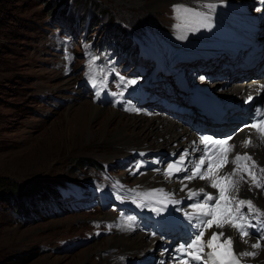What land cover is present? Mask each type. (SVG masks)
Masks as SVG:
<instances>
[{
  "label": "rangeland",
  "instance_id": "rangeland-1",
  "mask_svg": "<svg viewBox=\"0 0 264 264\" xmlns=\"http://www.w3.org/2000/svg\"><path fill=\"white\" fill-rule=\"evenodd\" d=\"M177 1L183 0H0V264H117L126 260L125 255L119 258L125 243L116 240L122 233L126 239L146 229L157 233L144 209L156 212L147 202L142 207L136 193L151 171L160 169L157 162L164 165L171 159L166 153H143L135 145L127 150L121 141L110 142L120 123L107 111L131 116L134 108L157 107L169 114L164 100L183 104L192 98L188 85L197 76L208 80L211 92L228 98L235 94L227 89L241 81L243 72H264V60L255 68L245 62L246 52L264 48L262 29L255 31L257 37L237 35L225 42L242 48L237 54H210L215 48L186 54L193 44L204 45L201 40L209 32L200 15L181 16ZM257 7L247 9V18L254 20ZM226 21L229 28L223 23L218 33L229 41L227 32L236 20ZM254 39L258 45L248 47ZM211 56L221 58L215 62L207 59ZM221 68L225 71L213 73ZM228 70L233 77L227 78ZM120 76L137 83L125 89ZM237 101L233 105L239 106ZM89 104L105 110L91 116ZM248 108L242 116L250 114ZM231 112L230 121L229 113L214 118L225 123L243 118ZM183 114L175 119L190 120ZM128 217L139 221L131 236L127 225L134 223ZM157 236L161 241L155 250L144 246L127 257V264H163L173 249Z\"/></svg>",
  "mask_w": 264,
  "mask_h": 264
},
{
  "label": "bare ground",
  "instance_id": "bare-ground-1",
  "mask_svg": "<svg viewBox=\"0 0 264 264\" xmlns=\"http://www.w3.org/2000/svg\"><path fill=\"white\" fill-rule=\"evenodd\" d=\"M177 2L179 3L178 5L180 7L179 12L183 17L189 18L188 15L192 17L194 16L195 19H196V15H200L201 17H207L212 27L217 19L220 21L217 23L212 36H210V30H212V27L206 28V30L209 32L207 35L208 37H206V39L201 40V41H206V43L204 45L193 44V47L192 46L189 47V48H193L192 51L186 53L188 55L192 54L196 56L199 55V53L201 54L202 52H204V51H198L195 48H201V49L215 48L213 51H209L210 54L212 55L224 54L226 57L229 56L231 53L237 54L239 53V50L242 48H240L236 44L229 45L228 43L225 42H230L235 40L234 37H237V35L240 36V38H242L243 40L245 39L248 40L247 38H250L252 35H254L255 37L259 36V34L256 33L255 31H259L260 29L264 30L263 29L264 21H262V18H264V16H262L264 11L260 12V10L264 9V0H190V1L183 0L181 2L179 1ZM256 4L258 6L257 7L258 12L255 13L253 16L254 20L251 19V16L247 18V16L251 14L250 12H248L247 9ZM231 19L236 20V22L232 25L231 29L229 30L231 33L227 32V37L230 38V40L227 41L223 38V35L219 34L218 32L221 30L220 26L223 23L226 24L227 26L226 28L228 29L229 25L226 20L231 21ZM216 38H218V40ZM189 41L200 42L199 40H193V39H190L187 42ZM255 43H257L258 45L257 39H254L253 43H249L248 47L254 46ZM186 45H188V43ZM255 51L257 52L253 53L248 51L246 52L248 55L245 54L247 57L246 60L253 59L251 66L246 65L249 66L248 68H255L257 67L258 64L256 62H258L260 59L264 60V48L262 46H259L258 49H256ZM170 56L172 55L170 54ZM205 57H209V56H205ZM218 58L221 57L211 56V58H207V59L209 60L212 59V61H215L213 59H218ZM262 62L263 61H261L260 63ZM239 65H242V62H239ZM262 69L264 70L263 67ZM222 71L225 70L222 68L216 69L213 70V73L222 72ZM228 71H227L228 73L227 78L228 76L229 78L233 77L230 70ZM213 73H211V76L213 75ZM243 73L244 74L240 75L241 81L234 83L232 86H229V88L227 89L228 92H232L235 94L233 95V97L225 98L219 96L218 93L211 92L210 89L206 86L207 84H205L204 82V81L208 82V80L204 78L201 79L202 76H197V79L195 81L196 83H192L191 85H188L189 89L190 88L193 89L192 98L184 100L183 104L172 103L169 102L168 99L167 102L164 100L165 108L170 110L169 114L162 113L161 111L156 109L157 107L151 108L148 111H143V110L141 111V109L136 110V108H134L133 110L131 108L132 109V114L130 113L131 116H127L126 114L124 115L122 114L123 112L120 113L115 109H111L107 111L108 115L106 116L116 117L117 119H119V123H120L119 126L117 127V131H116L117 133L115 134L114 139H112V141H110L111 140L110 139L109 141L118 142L120 144H122L121 142H123L127 150H132V148L130 147L131 146L134 147L135 145L136 147L139 148V151L143 153L146 152L148 153L154 152L159 154L166 153L171 159L169 163H174L176 160H178L180 154L187 149L189 155L185 161V165L188 169H191L193 165L188 161H197L198 158L201 156L200 151L193 152L192 149L202 148V145L198 143V140L199 137L203 135L205 130L209 129L210 136H212L214 134L217 135L222 131L216 128L218 126L232 127L234 129H232L229 132L230 134L229 136H232L233 140L230 141V143L236 144L237 150L240 152L248 151L250 153H254V159H256L258 162L264 163V146H258L254 149H243L239 147L240 142L249 134V130L245 128V125L251 124L254 119L258 118L256 116V110L258 108L264 111V102L260 100L262 96L261 94L262 92H264V90L260 89V86L264 85V72L256 73L255 71H253L252 74V70H248ZM223 75H225V72L223 73ZM243 76L244 79L242 80ZM246 77H248V79ZM194 84L197 85L194 86ZM180 89L181 90L179 91L182 92L180 95L182 96L184 91L183 88ZM103 96L104 95L102 94L101 97ZM249 96L252 97L251 101H248ZM237 99L240 101L239 106L233 105V102L235 101L238 102ZM253 100H254V106L252 104ZM89 106H90L89 109L91 110L90 113L91 116L98 113L101 110H105V108L100 107L99 105L89 104ZM221 107L223 108L222 110H220ZM248 107H252L251 111L247 112L250 114L242 116L246 114L244 110L247 109ZM232 110H234V112H231L233 113V117L234 116L243 117L240 119L238 123L236 121H232L234 123L232 122L225 123L224 119L220 117H218L219 119L214 118L215 116L220 115L222 113L224 117H228L226 114L229 113V121H230L231 120L230 111ZM216 111H219L221 113L218 114L216 113ZM204 112L206 114H208V112L209 113L213 112V116L212 117L206 116ZM178 114H183L185 118L190 117V120L183 121L182 119L179 118L175 119V117L179 116ZM125 116L127 117L125 118ZM207 118L218 121L219 123H216L214 121H209ZM198 120L199 123H197ZM235 123H237L236 126ZM100 124H98L99 126L97 127V130L98 129L100 130L101 127ZM137 126L139 131L138 135L134 134L135 133L134 130H136L135 127ZM127 128L131 129L132 132L130 134L126 133ZM241 129H243V131H241ZM163 137L165 140L163 139ZM194 141H196L197 143L194 144L193 143ZM253 141L254 143L258 144L254 136H253ZM169 163L163 165L161 161L157 162V165L160 167L159 171H157L156 168L151 171L150 179L148 178L149 181L144 183L141 187L139 186L140 189L138 190V193L144 194V193H152L155 190H163V192L165 194H168L172 200H179L180 203H168L167 207L163 212L160 213L156 212L155 214L150 213L146 211V209H144L145 213L149 215V220L153 221L151 225V230L156 231L157 233H151L150 231H148L149 229L148 230L146 229V231L144 230L145 232L140 233L136 237L128 236L127 239L124 234L125 232L122 233L123 237H120L119 239L116 240L117 242L123 241L125 243L124 247L121 248V251L119 253V258L122 255H125L126 260L125 261L121 260L117 262V264H127L128 263L127 257L137 253L144 246L150 247L148 251L155 250L156 249L155 247L157 246V242L161 241V238H159L157 235L161 236L162 239L165 240V241L163 240L166 244L164 247L170 246L171 247L170 251L173 249V251L169 252L167 258L162 263L176 264V261L173 259V257L177 256L178 254L175 252V249H177L181 244L186 243L190 239L192 229L184 213L186 211L191 210L190 205L195 201L187 198V191H188L187 189H185V191L182 192L181 188L183 187L184 184H188V187L190 189L198 190L199 187L206 186V182L201 181L199 179L193 180L191 182L185 180L184 177L187 174H189L187 171H181L175 173L172 179H167L163 173ZM231 167H232L231 165L228 166L229 169ZM246 188H247L246 185H242V197L252 199L257 207H259L261 210H264V192H261V190H257V189H253L251 192H247L245 191ZM206 191L215 192V190L211 188H206ZM159 196L160 195L158 191L156 195L148 199L142 200V197L139 196L142 201L140 202V204H142L143 205L142 207L145 208L144 202H147L149 208L151 209V207H155L154 205L156 199L159 198ZM160 206L161 205L159 204L157 205V207ZM140 219L142 221L141 223H143L142 225L148 227L147 224H145V221L142 218ZM250 221L253 224L257 223V221L252 218H250ZM138 222H139L138 219L135 220L133 218V223L135 225L130 224L131 226L130 227L128 226L129 235L131 234V229L136 228L138 226L137 225ZM155 222L162 225H156ZM229 231H234V230L229 229ZM252 231L255 232V235H260L259 231L256 230H252ZM205 239H207V236L205 237ZM164 247L159 248V250L162 251ZM239 247L241 250H244L247 249L249 246L243 244V242L241 241L239 243ZM257 251H258V255L256 257L245 258L243 264H264V247H261ZM144 255H145L144 253L141 255H136L135 259H141V257H143ZM135 259H131V261Z\"/></svg>",
  "mask_w": 264,
  "mask_h": 264
},
{
  "label": "snow or ice",
  "instance_id": "snow-or-ice-1",
  "mask_svg": "<svg viewBox=\"0 0 264 264\" xmlns=\"http://www.w3.org/2000/svg\"><path fill=\"white\" fill-rule=\"evenodd\" d=\"M201 26L212 27L207 17L202 18ZM119 79L125 89L137 83L135 79L125 80L123 76ZM90 82L96 85L97 80L94 75ZM260 89L264 90V85H261ZM251 100L252 97L249 96L248 101ZM256 115L260 118L245 125L249 134L240 142V148L254 149L264 146V111L258 108ZM253 136L258 144L254 143ZM232 140V136L214 139L212 136L201 135L198 143L203 148L192 149L193 152L200 151L201 156L197 161H188L193 165L191 169L185 165L189 155L186 149L178 160L169 163L164 170L163 174L167 179H172L175 173L187 171L189 174L184 177L185 180L191 182L199 179L206 182V186L199 187L198 190L190 189L188 184H184L181 188L182 192L187 189V198L195 202L190 205L191 210L184 213L192 233L186 243L175 249L178 254L173 257L176 264H243L245 258L256 257L257 250L262 247L264 210L257 207L252 199L242 197V185L247 186L245 189L247 192L253 189L264 192V163L254 159V153L238 151L237 145L230 143ZM229 165L232 166L230 169ZM139 167L140 165H137V168ZM206 188L214 189L215 192L206 191ZM157 191L161 199L156 203L162 206L153 207L152 211L160 213L165 210L168 203H180L179 200H172L163 190L136 193V195L141 196L143 200L156 195ZM249 217L257 223L253 224ZM132 219V217L127 218L128 221ZM252 230L259 231L260 235H255ZM241 241L249 247L241 250L239 247Z\"/></svg>",
  "mask_w": 264,
  "mask_h": 264
},
{
  "label": "water",
  "instance_id": "water-1",
  "mask_svg": "<svg viewBox=\"0 0 264 264\" xmlns=\"http://www.w3.org/2000/svg\"><path fill=\"white\" fill-rule=\"evenodd\" d=\"M262 96H261V99L260 100H262L263 99V97H264V92H262V94H261Z\"/></svg>",
  "mask_w": 264,
  "mask_h": 264
},
{
  "label": "trees",
  "instance_id": "trees-1",
  "mask_svg": "<svg viewBox=\"0 0 264 264\" xmlns=\"http://www.w3.org/2000/svg\"><path fill=\"white\" fill-rule=\"evenodd\" d=\"M54 193H57V191L55 189L52 190Z\"/></svg>",
  "mask_w": 264,
  "mask_h": 264
}]
</instances>
